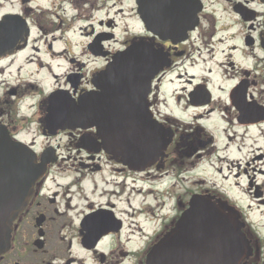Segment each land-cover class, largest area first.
<instances>
[{
  "label": "flooded vegetation",
  "instance_id": "af4514ba",
  "mask_svg": "<svg viewBox=\"0 0 264 264\" xmlns=\"http://www.w3.org/2000/svg\"><path fill=\"white\" fill-rule=\"evenodd\" d=\"M4 2L16 5L18 10L0 14V63L4 64L0 75L11 67L20 74L37 62L51 80V89L43 95L42 87L32 81L0 83V129L12 140L30 147L38 158L46 152L49 155L45 161L50 162L26 208L13 223L10 246L0 256V264H146L147 256L175 229L194 196L233 208L250 249L249 257L240 264H264V240L225 196L188 188L181 195L170 196L166 191L168 198L156 197L158 183L184 182L205 164L207 156L217 155L216 136L221 134L227 143L236 136L251 142L250 162L242 167L252 164L258 167L252 172L264 174V6L260 0H174L185 10L192 6L197 9V24L192 31H185L187 23L180 18L179 27L169 39L164 33L154 35L146 30L135 0L128 18L138 29L124 27L122 37L117 35L118 27L107 13L95 19L106 9V4L99 5L98 0H47L41 7H33L34 0ZM217 13L227 16L242 35L241 49L225 43L228 48L224 61L217 65L222 81L230 85L224 97L214 96V89L218 94L223 92L220 87L212 88L208 76L181 72L216 58L217 47L223 44L216 38L231 28L220 27ZM34 31L37 37H33ZM72 35L85 40L78 57L71 53ZM227 40L233 41L231 37ZM140 42L160 50L170 62L152 80L144 101L127 103L143 109L145 120L170 135L162 158L152 165L128 167L103 149L95 128L57 131L54 135L45 130L41 122L50 94L66 91L76 99L85 93H96L98 76L111 58ZM22 53V63L15 67V58ZM237 53L250 65L236 64ZM84 60L99 65L87 71ZM57 62L64 64L60 75L54 67ZM173 76L178 81L188 77L183 82L187 89L165 98L164 90L173 83L169 79ZM30 90L41 95L29 108L23 99ZM170 105L182 114L195 113L186 120L168 112ZM212 120L224 128L218 131ZM31 124L36 130L33 142L27 143L24 137L30 136ZM36 137L44 140L39 150L34 143ZM61 138L66 145L61 146ZM63 148H68L66 155ZM240 167L238 164L237 170ZM263 185L257 182L252 194L258 206H264L263 192H257ZM251 188L253 183L249 194Z\"/></svg>",
  "mask_w": 264,
  "mask_h": 264
},
{
  "label": "water",
  "instance_id": "95a60500",
  "mask_svg": "<svg viewBox=\"0 0 264 264\" xmlns=\"http://www.w3.org/2000/svg\"><path fill=\"white\" fill-rule=\"evenodd\" d=\"M260 2L264 6V0ZM135 3L146 30L154 35L164 33L169 39L180 18L187 23L185 31H192L197 24L194 6L185 10L174 0ZM169 65L165 54L152 45L132 44L115 54L99 74L96 93L76 99L66 91L50 94L41 124L53 135L95 128L103 149L121 163L128 167L152 165L162 158L171 137L145 120L143 109L127 103L144 101L152 80ZM47 155L38 158L30 147L0 129V256L9 249L13 223L50 162L45 161ZM236 213L225 203L216 206L209 199L192 197L175 229L147 256L146 264H240L249 257L250 249Z\"/></svg>",
  "mask_w": 264,
  "mask_h": 264
},
{
  "label": "rangeland",
  "instance_id": "374dc122",
  "mask_svg": "<svg viewBox=\"0 0 264 264\" xmlns=\"http://www.w3.org/2000/svg\"><path fill=\"white\" fill-rule=\"evenodd\" d=\"M14 1L15 0H10V2ZM46 1L47 0H34L33 7H41L46 3ZM102 3L106 4V9L104 12L96 14L95 19L104 18L107 13L108 17L113 19L116 23L118 27L116 33L119 37L123 36L122 32L126 27L130 30L137 31V24L128 18L134 7L133 0H98L99 5ZM0 4L2 5V7L0 8V14L3 12H8L10 10H18V7L16 5L11 7L7 5L8 3L4 2V0H0ZM118 10H121L122 12H117ZM216 17L218 18L220 27H231L229 28V30L218 34L216 38L223 40V44L217 47L218 52L216 54V58H213L212 61H209V59H207L206 64L200 63L199 66L193 67L194 69L190 70L189 68H185L184 71L181 72H187V76L191 75L192 73L200 77H203V75L208 76L210 78L212 88L214 89L215 87H220L222 90L221 93L223 92V94H218L214 89V96L220 97L222 95V97H224V94L228 91L230 85L222 81L221 72L218 71L217 65L218 63L222 62V60L224 61V54L226 53V50L228 48V44L225 43L233 44L240 48V39L242 38V35L239 32L240 30L238 27L231 25L233 23L228 20L227 16L223 15L222 13H217ZM33 37H37L36 31L33 32ZM230 37L231 39H233V41L227 42V39ZM70 39L72 44L71 53L78 57V55H80V53L82 52V48L85 46V40L73 35L70 36ZM113 47H115V49L118 48L117 45ZM24 56L25 53H22L15 58L17 62V66L15 67H18V65L22 63ZM234 57L236 64L238 63L241 66L250 65V62L244 60L243 56L240 55V53H237V55L234 54ZM82 63H86L87 71H90L99 65L98 63L96 64L88 62L87 60L82 61ZM3 65L4 64L0 63V67H2ZM54 67L57 68L58 75L64 73V68L60 69L64 67L63 63H54ZM208 70H210L211 72L210 75L204 73L205 71L208 72ZM14 71L15 68L12 67L5 70L4 75H0V83L14 80L16 84H20L21 82L32 81L34 85L42 87L43 95L50 91L51 80L45 74H43L37 62H33L32 64H30L29 67H26L22 72H20V74L16 71L15 73ZM169 79H171L173 83L166 85V89L164 90L165 98H168L172 92L176 91L180 93L182 91V88L184 87L187 89V86H185L183 82L184 80L188 79V77H184V79H182L181 81H178L175 76ZM38 95L40 96L41 94L37 91L31 90L25 93L23 99L24 105L30 108L37 102ZM167 111L174 112L175 115L182 116L186 120H191L193 114L195 113L188 111L185 114H182L181 110L173 109L171 105L169 106ZM212 122L215 123L212 124L213 127H219L218 131L224 128V126L222 124H219L216 120H212ZM35 130L36 126L34 124H31L29 126L30 136L24 137L27 143L33 142L31 140L34 137ZM61 139V146L66 145L65 139ZM34 143L36 149L39 150L44 145V140L36 137L34 139ZM226 144H228L227 148ZM243 144L245 145V147ZM251 144L252 143L248 140L243 141L240 136H236V138L233 139L230 143H227L225 141L222 134L221 136H216V147L218 148L217 155L214 154L207 156L205 158V164L194 170V172H192L189 176L190 178H187V180L184 182H181L179 180L176 185L173 184L174 182H171L170 184L169 182H167V184L165 182L158 183L156 185V191H159V194H156V197L160 199L168 198V192L170 196H175V194L181 195L185 193L188 188H191V191H196L198 189L211 190L213 192H216L218 195L225 196L231 202V204L237 206L246 222L252 225L256 229V233H258L259 237L264 240V206H258L257 203L254 202V199L252 197L255 184H257V182L258 185H262L264 183V174L260 175L259 171L254 172L258 170V167H255L252 164L250 165L251 167L246 169L242 167L245 162H250L251 156H248V153H250L248 147L251 146ZM238 148L241 149L240 152ZM67 149L68 148H63V154H67ZM238 164H241V167L237 170ZM253 169L254 171L252 172ZM250 183H253V188H251L250 190L251 194L248 193ZM166 191L167 193H165ZM257 192H263L264 196V185L261 186V188L258 189ZM164 202L167 203L168 201L164 200Z\"/></svg>",
  "mask_w": 264,
  "mask_h": 264
}]
</instances>
